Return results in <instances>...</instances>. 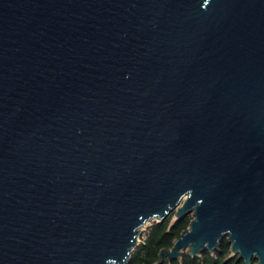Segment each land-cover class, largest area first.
Returning a JSON list of instances; mask_svg holds the SVG:
<instances>
[{"label":"water","instance_id":"obj_1","mask_svg":"<svg viewBox=\"0 0 264 264\" xmlns=\"http://www.w3.org/2000/svg\"><path fill=\"white\" fill-rule=\"evenodd\" d=\"M222 237L264 264V0H0V264H127Z\"/></svg>","mask_w":264,"mask_h":264},{"label":"trees","instance_id":"obj_2","mask_svg":"<svg viewBox=\"0 0 264 264\" xmlns=\"http://www.w3.org/2000/svg\"><path fill=\"white\" fill-rule=\"evenodd\" d=\"M169 213L162 221L153 222L147 229L145 237L129 254L127 264H243L242 259L236 255H228V242L225 237L219 241L218 247L211 255L206 250H201L197 255L189 256L186 251H179V257L167 260H157L159 249L169 248L173 238H177L179 231L186 227L189 216L185 215L170 221Z\"/></svg>","mask_w":264,"mask_h":264},{"label":"rangeland","instance_id":"obj_3","mask_svg":"<svg viewBox=\"0 0 264 264\" xmlns=\"http://www.w3.org/2000/svg\"><path fill=\"white\" fill-rule=\"evenodd\" d=\"M189 216V215H188ZM190 217V216H189ZM174 219V217H173V215L171 216V218H170V221H172ZM153 222H156L155 221V218H152V219H149V220H146V221H144L139 227H138V233H137V236H136V239H135V245H134V247L137 245V244H139L141 241H142V239L145 237V235H146V231H147V229H148V227L153 223ZM173 240H174V238H173ZM133 247V248H134ZM132 248V249H133ZM132 249H131V251H132ZM167 249H168V247H167ZM130 251V252H131ZM180 251H185V249H180ZM211 255H214L213 254V252L212 253H210ZM228 255H230V252L228 251Z\"/></svg>","mask_w":264,"mask_h":264}]
</instances>
